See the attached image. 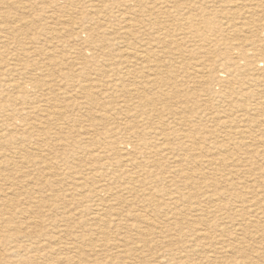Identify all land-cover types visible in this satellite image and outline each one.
I'll list each match as a JSON object with an SVG mask.
<instances>
[{"label": "rangeland", "instance_id": "1", "mask_svg": "<svg viewBox=\"0 0 264 264\" xmlns=\"http://www.w3.org/2000/svg\"><path fill=\"white\" fill-rule=\"evenodd\" d=\"M115 1L0 0V153L13 163L0 198L14 203L0 201V264H264V127L237 131L264 104V0ZM221 64L241 68L219 77ZM124 75L135 84L91 87ZM24 97L47 103L9 117L37 105Z\"/></svg>", "mask_w": 264, "mask_h": 264}, {"label": "bare ground", "instance_id": "2", "mask_svg": "<svg viewBox=\"0 0 264 264\" xmlns=\"http://www.w3.org/2000/svg\"><path fill=\"white\" fill-rule=\"evenodd\" d=\"M132 1V0H131ZM249 2H251V1H255V0H248ZM107 2H113L112 4H111V6L113 7V8H119L120 6H116V1L115 0H107ZM134 2V1H133ZM127 3H129L128 1H127ZM139 4V3H138ZM140 4L141 5H144L143 3H141L140 2ZM92 5V4H91ZM123 6H126V4H123ZM138 6V5H137ZM145 6V5H144ZM153 6H150L149 8H152ZM105 8V7H104ZM106 10H110V8H106ZM52 11H54V10H52ZM112 12V11H111ZM113 13V12H112ZM124 15V14H123ZM123 15H119L118 16V20L120 21V22H122V23H125L126 24V27H127V29H126V31H125V34H129V33H131V32H133L134 30H135V27H136V25H135V21L133 20V19H129L128 20V18H126V17H124ZM127 15V14H126ZM135 16V15H134ZM109 17V16H108ZM133 18V17H132ZM90 19H92V18H89V20ZM168 19V18H167ZM93 21V20H92ZM98 21V20H97ZM96 21V22H97ZM100 21V20H99ZM83 22H85V21H83ZM94 22V21H93ZM96 22L94 23V25H96ZM27 24V23H26ZM90 24V23H89ZM206 24L208 25V26H211V27H213L212 25H213V21H210V19L209 18H207V21H206ZM84 26V25H83ZM73 29V28H72ZM209 31H211V29H208ZM181 31H182V29H181ZM181 31H179V33L177 34V35H181V36H184V34H182L181 33ZM78 32V31H77ZM0 33H5V31L4 30H0ZM79 33V32H78ZM112 33V32H111ZM119 34V35H121V33H119V31H114L113 32V34H109V37L110 36H112V35H116V34ZM202 34H203V30H202V32H201ZM103 34V36H106V35H108V31H106V32H104V33H102ZM122 34H124V33H122ZM57 35H59V34H57ZM92 35H94V36H92ZM86 36V35H85ZM92 36V38L93 37H95V42L96 41H99V40H103L102 38H99V35L98 34H96V32H92L91 33V35H87V37H91ZM108 38V37H107ZM158 39H160L159 37H158ZM87 40H88V38H87ZM165 41H167V39L165 40ZM90 43H92V41H90ZM160 44H162L163 45V49H164V52L169 56L170 54H168L167 52H166V47L168 46V45H170L168 48H167V51H169V50H171L172 48H174V47H177L176 45H175V43L174 42H172V43H169V44H165V43H160ZM210 45H213V43L211 42L210 43ZM67 46H65V48L63 49V50H65V49H67L66 48ZM128 48H130V49H133V50H135L134 48H131L130 46H127ZM94 49V48H93ZM104 49V48H103ZM176 50H178V49H176ZM61 50H60V48H58V47H56L55 49H54V52H56V53H59ZM70 51H72V50H70ZM69 51V52H70ZM86 51H88L89 53H95V51L94 52H91V51H93L92 50V47L90 48V49H86ZM51 52V51H50ZM260 52H261V55L260 54H257V55H259L260 56V58H257L256 59V62L257 61H259V62H261V66H262V68H264V48H261L260 49ZM174 55H177L179 58H181V56H180V54L177 52V54H174ZM141 58L142 59H145V57H143V56H141ZM141 58H138V59H140L141 60ZM245 59H247V57H245ZM249 61H251V59L250 60H248L247 61V66L249 67ZM256 62H255V64H256ZM216 64V63H215ZM236 64H238L237 62H236ZM59 65H61V64H59ZM184 65V67L186 66L185 64H183ZM257 66H258V64H256ZM255 65V68H258L257 66ZM246 66V65H245ZM80 68V67H79ZM164 68H166V67H164ZM192 68V65L191 66H189L188 67V70L189 69H191ZM241 67H239V65H238V67L237 68H232V67H230V66H226V65H224V64H221V65H219V74L221 75V74H230V75H232V74H235V72L238 70V69H240ZM23 69H25V70H28L27 68H23ZM35 69V71H37V70H40L42 73H44V72H46V70H48V66H47V64H40L37 68H34ZM80 70V69H79ZM83 70L84 71H86L87 69H85V67L83 68ZM188 70H186V71H188ZM198 70V69H197ZM259 70V69H258ZM263 71H264V69H262ZM261 71V70H260ZM172 72V71H171ZM243 72V71H242ZM246 73V72H245ZM63 75H64V77H62L63 79L62 80H65L66 81V79H67V77L65 76V75H67V74H64L63 73ZM220 75H218L219 77H223L222 75L220 76ZM198 77L199 78H203V75L202 74H200V75H198ZM45 80H48V78H49V76H45ZM256 79H259V78H256ZM255 79V81H257ZM253 80V79H252ZM259 80H261V79H259ZM85 81H93L92 80V78H89V80H85ZM100 81H109V82H106V83H104L103 85H96V84H94L93 83V85L91 86V87H98V86H107L108 88H116V87H122V88H124L125 86H127L126 84L128 83V82H133L134 84H135V77H128V76H126V75H124V76H122V77H120L119 79H111V80H100ZM168 82H171V80L170 79H168ZM258 82V81H257ZM65 83V82H64ZM89 83V82H88ZM98 83V82H97ZM14 84V83H13ZM15 85V84H14ZM12 86V85H11ZM60 86V85H59ZM130 86H132L131 84H130ZM134 86V85H133ZM235 86V85H234ZM231 87V86H230ZM28 88V87H27ZM26 89V87L25 88H23V89H19L20 90V92L21 93H23V94H26L27 93V91L25 90ZM231 90V89H230ZM90 98L93 96V95H88ZM224 98H226V96L224 97ZM34 99H37V98H34ZM32 100V101H28L27 99H26V97H24L23 98V100H25L24 101V105H31V104H37L36 106H34V107H28V108H23V109H21L20 111H18V112H16V111H12L11 112V110H10V112L7 114L9 117H11V118H16V117H18V116H21L26 110H29L28 111V113H36V112H38L39 110H40V108H39V105L40 104H42V103H40V102H43V103H47V101H46V99H44V100ZM51 102V101H50ZM49 102V103H50ZM78 104V103H77ZM221 105V104H220ZM75 107H78V108H81V104H78L77 106H75ZM251 108H247V110H246V113L248 114H253V115H258V118H256V120L253 122V124L252 125H250L246 130H241V129H239V127H238V132L239 133H241V134H247V133H250L252 130L254 131V128H261V127H264V122H262V120H264V104H262V103H256L255 102V104L254 105H251L250 106ZM4 111H8L6 108H2ZM36 110V111H32V110ZM129 111V110H128ZM57 113V112H56ZM50 114V113H49ZM55 115V112L52 114V116H54ZM8 116H6V121H7V117ZM50 116H51V114H50ZM152 115H150V117H151ZM260 116L262 117V119L260 120ZM153 117H156V116H154L153 115ZM151 119H153L152 117H151ZM152 121V120H151ZM152 124V123H151ZM3 125H5V123L3 122ZM254 125V126H253ZM168 126V125H167ZM169 130H167V132H168ZM237 132V133H238ZM232 133V132H231ZM162 136V135H161ZM235 136V135H234ZM245 137V136H244ZM196 138H198V137H195V138H193V137H188V136H185V139L187 140V142H189L190 143V146L191 145H193V144H195V147H194V149L193 148H191V153H194V152H196V151H198L197 150V148H199L198 146H199V144L198 143H196ZM5 139V137H3V136H1L0 135V141H3ZM14 139H17V138H12V140L10 141V142H12ZM185 144V143H184ZM187 147L189 148V150H190V147H189V145H187ZM225 148H226V146H225ZM221 149V148H220ZM225 150V149H224ZM159 152L158 153H160L161 152V150H158ZM164 152H166V151H164ZM155 154L157 153V151H155L154 152ZM231 154V153H230ZM230 154H228L224 159H222L223 161H226V160H228V159H230V157H232ZM3 156L2 158L0 157V164H1V162L2 161H6L7 162V165L8 166H12V164L13 163H11V160H12V157L10 156V154H2V153H0V156ZM156 155H158V154H156ZM17 158V157H16ZM14 160V159H13ZM216 161V160H215ZM155 164H156V161L154 162ZM220 170V169H219ZM2 175H1V173H0V177H1ZM136 177H138V176H136ZM139 178V177H138ZM184 178H185V176H184ZM4 182H3V184H0V197H4V190L5 191H7V189H5V188H3V186H5V185H9L10 186V184L9 183H7L6 182V180H3ZM6 182V183H5ZM186 183H190V179L189 178H186ZM192 185V184H191ZM216 185V184H215ZM212 187H215V186H212ZM217 187H219V186H217ZM221 187V186H220ZM35 188H37V189H35ZM35 188L33 189V193H31V194H29V197H30V199H32V200H34V199H36L37 197L35 196V195H37V196H42L43 195V192H42V189H43V187L42 186H40L39 184H35ZM217 189V188H216ZM215 189V190H216ZM187 190H188V188H187ZM188 192V191H187ZM144 193V192H143ZM107 194V193H106ZM219 194V193H218ZM249 194V193H248ZM145 195H147L146 193H145ZM188 195V194H187ZM193 195V194H192ZM183 196V195H182ZM235 196H237V199H243V196L242 195H240L239 193H236L235 194ZM155 197L156 196H150V197H146L145 199L147 200V202H149V204H154L155 202H156V200H155ZM7 198H11V197H7ZM95 198H97V196L95 197ZM185 198H187V197H185ZM98 199V198H97ZM96 199V200H97ZM5 201L7 204L10 202V206L11 207H13V205H14V203H11V199H6V200H4V199H1L0 198V201ZM32 200H31V202H32ZM191 200V199H190ZM249 200V199H248ZM41 202L42 201H37V200H35V205L36 204H38L39 203V206H38V209L36 210V213L38 214V215H40L41 213H42V209L44 208V207H42V209H41ZM213 202V201H212ZM242 202V201H241ZM235 203H237V202H235ZM243 203V202H242ZM249 204H251V201H249L248 202ZM4 204V203H3ZM16 204V203H15ZM29 204H30V202H29ZM188 206V205H187ZM250 206V205H249ZM256 206V205H255ZM24 207V206H23ZM29 208V207H28ZM27 208V209H28ZM189 208V207H188ZM193 209V208H192ZM205 209V208H204ZM101 210V209H100ZM99 210V211H100ZM189 210H191V208H189ZM189 210H187V211H189ZM207 210V209H206ZM217 210V209H216ZM12 211V210H11ZM14 211V210H13ZM16 211H18V210H16ZM15 211V212H16ZM20 211V210H19ZM31 211H32V209H31ZM198 211L199 212H202L203 213V209L202 208H200V209H198ZM252 211V210H251ZM23 212V211H22ZM101 212V211H100ZM20 213V212H19ZM32 213V212H31ZM35 213V212H34ZM34 213H32V214H34ZM167 213H169V211L167 212ZM21 214V213H20ZM31 214V215H32ZM264 214V213H263ZM262 214V215H263ZM96 215H98V214H96ZM21 216V215H20ZM30 216V215H29ZM32 217V216H31ZM2 218L3 217H1L0 218V223L1 224H7L6 223V221H4V220H2ZM150 218V217H149ZM259 218V217H258ZM24 220H26V218L24 219ZM34 220H35V218H34ZM153 220V219H152ZM148 221V220H147ZM153 222V221H152ZM10 223V222H9ZM259 223V222H258ZM257 223V224H258ZM260 225V224H259ZM161 226V225H160ZM210 227V228H209ZM208 227V229L211 231L212 229H214V226L213 225H211V226H209ZM5 228V227H4ZM165 227H161V235L162 236H167L168 235V233L170 232V229H172V228H165V230H163ZM184 229L185 228H176V230L177 231H179V232H183L184 231ZM189 229V228H188ZM214 232V231H213ZM139 233V232H138ZM207 233V232H206ZM211 233V232H210ZM146 234V233H145ZM144 234V235H145ZM151 235V234H150ZM154 235V234H153ZM161 235H159V237H162ZM205 235V234H204ZM204 235H200L201 237L202 236H204ZM207 236H208V234H206ZM262 236L264 237V231H263V234H262ZM172 237V236H171ZM201 239V238H200ZM205 239V238H204ZM208 239H210V238H208ZM170 240V239H169ZM17 241V240H16ZM169 243V242H168ZM161 244H164V243H161ZM161 246V245H160ZM165 246V245H164ZM224 248H221V250H223ZM225 249H226V247H225ZM237 252H239V251H241L240 249H238V248H236L235 249ZM18 252H19V250L18 251H14V253L19 257V254H18ZM167 252H168V254H169V256H170V258H171V260L172 261H174L175 260V258H173V254H172V251H171V249L170 250H167ZM15 255V256H16ZM244 255V254H243ZM21 257V256H20ZM210 260V259H209ZM214 261V260H213ZM175 263L174 264H182L183 262H177V261H174ZM172 263V262H171ZM216 263V262H215ZM173 264V263H172ZM209 264V263H208ZM217 264H219V263H217ZM236 264H254V263H250V262H243V263H241V262H239V263H236Z\"/></svg>", "mask_w": 264, "mask_h": 264}]
</instances>
